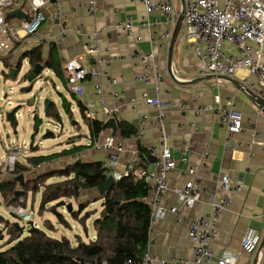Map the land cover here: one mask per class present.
Masks as SVG:
<instances>
[{"label":"crops","instance_id":"crops-1","mask_svg":"<svg viewBox=\"0 0 264 264\" xmlns=\"http://www.w3.org/2000/svg\"><path fill=\"white\" fill-rule=\"evenodd\" d=\"M59 1L63 17L60 22H47L40 28L38 36L47 42L38 45H41L43 57H52L53 61L60 63L62 70L64 63L75 56L82 57L83 63L91 64L89 56L85 54V46L91 42L90 38H93L102 54L112 60L106 70L117 80L116 85L111 86L104 78L87 79L82 98L74 97L75 101H80L84 106L88 103L94 104L90 113L85 114L88 118L104 122L106 117L103 107H116L119 109L116 124L122 121L134 128L135 134L130 138H120L119 134L114 137L124 146L116 171L122 172L127 163L140 165L145 162L133 154L138 144L147 150L151 147L160 148L156 117L160 112L164 115L163 127L168 136L166 145L171 149L175 169L167 175L169 190L160 198L158 206L166 209L177 208L181 222H177V217L170 213L161 219H153L150 224L147 254L163 260L164 264H183L184 260L192 259L193 246L188 238L191 221L209 214L213 203L225 197L220 190L219 179L226 176L232 187L241 185L242 188L221 213L217 235L210 244L213 259L209 264H216L217 258L225 254L237 256L236 264H260L264 261V246L251 255L245 254L241 249V239L247 228L255 229L261 239L264 236V115L258 114V110L247 98L228 82L219 80V84H222L219 87L218 80L194 85L183 84L202 77L198 73L197 59L192 47L185 44L184 38L174 48L172 73L175 80L171 79L167 74V52L160 51L157 41V36L166 29L165 20L152 13L149 22L152 23L156 19V27L139 25V21L145 17V8L139 1L95 0L93 9L88 8L89 0H83V6L78 4V0ZM172 6L180 14L183 0H172ZM27 8L25 3L20 12L26 11ZM52 9L46 7V12H51ZM13 14L9 16L10 23L18 27L24 19L13 17ZM128 19L133 21L130 35L119 29ZM62 28L66 29L64 36L61 35ZM150 37L154 38L152 44ZM36 45H20L15 50V60ZM149 51L159 54L152 62L156 70L163 75L158 85L136 80L145 69L134 62L132 57ZM52 74L57 77L53 72ZM233 80L246 85L247 80L253 82L254 85L248 88L258 92L259 86L253 78L248 77L244 69H238ZM63 82L65 86V81ZM95 84L102 87L100 97L103 104L97 102ZM143 92L152 98H158L161 106L155 108L141 102L139 96ZM112 93L117 97L112 98ZM216 96H219L222 102L231 98L236 110L242 115V132L237 135L232 149H226L224 146L225 128L220 124L216 113L212 110L199 111L202 106H215ZM133 101L136 102L135 105H132ZM181 105L185 106L183 111L180 110ZM72 122L73 126L77 124ZM83 123L85 124L84 119ZM85 126L87 132L80 131L78 136L83 140V144L76 145L74 139L68 143L71 148L80 146V152L69 157H60L49 163L48 167H52L57 161L64 163L61 166L64 167L72 161L101 164L107 160L108 154L93 150L89 144L112 136L111 128L107 127L98 137L92 139L86 124ZM187 146L190 151L182 152L181 148ZM64 158V162L60 161ZM145 165L149 170H157L152 162ZM188 169H192L198 177L196 186L200 191L199 201L193 208L182 207L171 192V189L193 180V177L187 174Z\"/></svg>","mask_w":264,"mask_h":264},{"label":"built area","instance_id":"built-area-1","mask_svg":"<svg viewBox=\"0 0 264 264\" xmlns=\"http://www.w3.org/2000/svg\"><path fill=\"white\" fill-rule=\"evenodd\" d=\"M127 2L139 1L145 8V17L139 21L143 27H156L158 21L154 19L149 22L152 13L164 18L166 29L157 36L160 51L167 52L172 31L178 19V12L172 6V0H122ZM28 5L26 19L20 21L18 27H14L8 16L20 11L24 4ZM78 4L83 6V0H78ZM95 0H89L88 8L93 9ZM46 7L53 8L51 12H46ZM63 17L61 2L59 0H0V60L12 55L20 45L42 44L47 40L38 36L40 28L47 22H60ZM133 28V21L128 19L119 26L127 35H130ZM183 38L185 44L192 47L197 59V70L200 76H223L233 79L238 69H244L249 78H253L259 86L257 96L264 100V0H183ZM66 34V29L62 28V36ZM90 38V43L85 46V54L89 56L91 64L83 63L80 56L69 58L63 66L65 76V86L69 93L78 99L84 94V83L91 78H104L108 84L114 86L117 80L111 77L106 67L112 61L105 57L100 48ZM154 38L150 37L151 44ZM36 45V46H37ZM39 46V45H38ZM159 57L152 51L145 54H135L132 60L142 66L145 72L136 79L140 82H153L158 85L163 75L156 70L152 62ZM218 87L222 86L219 84ZM245 87L253 86V82ZM94 90L98 96L97 102L103 104L100 97L102 87L100 84L94 85ZM157 90V87H156ZM116 98L115 94H111ZM215 106H202L199 111L212 110L219 117V122L225 128L223 138L226 149H232L237 135L242 132V115L236 110L231 98L221 101L219 96L215 98ZM139 100L145 105L159 108L161 103L158 98L150 97L146 92L139 96ZM136 102L133 101L132 105ZM171 105V103H170ZM85 114L88 115L94 108L93 103L85 106ZM104 109L106 120L118 117L119 109L116 107ZM185 109L184 105L180 110ZM258 114H261L258 111ZM163 113L156 117V123L160 133V148L151 147L147 150L145 162L137 165L127 163L122 172L116 171L120 156L124 151V146L115 140L113 136H107L103 140L90 142V147L95 151H103L108 154L107 160L101 163L102 168L110 170V176L115 181L123 177L132 176L143 180L150 188L148 199L151 207V221L161 219L167 213L177 217V222H181V216L177 208L159 207L160 198L169 190L167 175L175 169V162L171 149L166 145L168 136L163 127ZM145 118H143V121ZM186 153L190 151L189 146L181 148ZM133 154L140 157L138 150ZM20 155L19 149L9 151L8 162L10 170ZM152 162L156 171L146 168L145 163ZM39 168V167H38ZM187 174L193 180L184 183L181 187L171 189L182 207L193 208L199 201L200 191L196 186L198 177L192 169H188ZM220 190L225 197L213 203L211 212L201 217H196L191 221L188 231V238L193 246V258L184 260L183 264H209L213 259L210 244L217 235L218 223L221 213L227 209L241 191L242 186L230 185L229 178L223 176L219 179ZM9 213L22 220L31 222L30 214H27L21 206H10ZM261 242L260 234L253 228H247L242 239L241 249L245 254L255 253ZM237 256L225 254L216 260V264H236ZM128 264H140L132 262ZM141 264H164V261L156 257H151L147 252L143 255ZM260 264H264L262 261Z\"/></svg>","mask_w":264,"mask_h":264},{"label":"trees","instance_id":"trees-1","mask_svg":"<svg viewBox=\"0 0 264 264\" xmlns=\"http://www.w3.org/2000/svg\"><path fill=\"white\" fill-rule=\"evenodd\" d=\"M40 46L31 48L24 54L30 65L27 75L39 64L44 66V70H51L58 79L65 81L60 63L53 61L52 57L45 59ZM22 90L30 92L31 87L22 88ZM71 97L75 100L74 96L71 95ZM76 101L90 136L92 139L98 137L108 127L106 121L88 118L85 115L84 105ZM51 105L45 112L46 117L60 122L57 110H53ZM15 113L16 109L12 111L13 125L16 124ZM36 129H38L37 124L34 126V130ZM117 131L120 138H130L135 134L134 128L122 121L117 122ZM47 135L46 137H50L52 134L50 132ZM30 144V152H36L37 149L33 146L32 140ZM80 150L81 147L78 146L49 155L31 156L28 162L35 168L45 165L44 172L32 179L35 191L40 183L50 178L60 179L48 184L43 183L39 212L52 203H56L57 207H66L67 204L63 199L73 200L78 208L70 212L71 217L84 224L95 213L94 211L85 212L87 207L91 203L101 202V209L92 222L94 238L87 242L79 239L76 245H72L67 238L55 239L47 236L40 229L35 233L19 237V231L13 224H9L0 215V224L8 235V240L4 242L0 229V264H128L132 262L141 264L149 245L152 213V207L148 201L149 186L143 180L129 176L115 181L110 189L99 194L98 187L110 176V170L102 168L100 163L72 161L58 169L48 167L52 161L60 157L72 156ZM137 150L141 159L145 160L147 149L138 144ZM15 171L20 173L22 169L16 165ZM17 183L15 178L0 181V192L9 205L18 206V199L13 198ZM57 218L63 222L61 214H57Z\"/></svg>","mask_w":264,"mask_h":264},{"label":"rangeland","instance_id":"rangeland-1","mask_svg":"<svg viewBox=\"0 0 264 264\" xmlns=\"http://www.w3.org/2000/svg\"><path fill=\"white\" fill-rule=\"evenodd\" d=\"M183 34L184 31L181 28L176 45L183 38ZM16 56L17 54L14 52L9 57L0 60V181L22 176L23 185L20 186L18 182L15 187V192L21 193L16 197L13 196V198L18 199V206H21L27 214H30L33 227L55 239L66 237L72 245H76L79 239L87 242L94 238L92 222L101 209V202L91 203L87 207L85 212L94 211L95 213L84 224L73 219L71 214L67 212L66 207L55 206L56 203L45 206L39 212L43 183L48 184L60 179L58 177L50 178L40 183L37 191H35L32 179L44 172L45 165L35 168L28 162V158L31 156L47 155L70 149L71 145L68 142L73 139L76 145L83 144V140L79 139L78 136L80 131L82 133L87 132V129L83 123L77 102L71 98L64 82L55 77L50 70L45 69L39 77L30 83L26 75L30 70L27 58L22 59V66L16 79H11L10 67L16 62ZM28 87H31L30 92L22 90V88ZM47 101L51 102L50 105L52 104L53 110H57L60 122L46 117L45 103ZM14 109H16L15 125L8 121V114ZM72 121L77 124L73 126ZM35 124L38 128L36 130H34ZM50 132L52 135L46 137ZM32 136H34L33 139H31ZM31 140L33 146L37 149L34 153L30 152ZM13 149H19L20 155L16 157L12 170H10L8 154ZM60 161L64 162L65 158ZM16 165L20 166L22 172L15 171ZM62 165L64 163L61 164L57 161L52 164V167L50 166V169ZM63 201L66 204H71L72 210H77L78 205L75 201L67 199H63ZM10 206H14V204H7L6 198L0 192V215L9 224L18 223L20 228L24 227L25 231L28 230L30 228L28 221L22 220L21 217H17V219L10 217L8 211ZM57 214L62 215L63 222L58 220ZM0 229L2 231L1 238L5 242L8 240L7 231H3L2 224H0ZM23 235L25 236L26 233L24 232Z\"/></svg>","mask_w":264,"mask_h":264},{"label":"water","instance_id":"water-1","mask_svg":"<svg viewBox=\"0 0 264 264\" xmlns=\"http://www.w3.org/2000/svg\"><path fill=\"white\" fill-rule=\"evenodd\" d=\"M12 16L19 17V18H22V19H24L26 17L25 14H23L20 11L15 12ZM182 22H183V9H182L181 13L179 14V17H178V19L176 21L175 27H174V29L172 31L169 47H168V50H167V74L173 80H175L174 79V75L172 73L173 53H174V48H175L176 42H177L178 37H179V33L181 31V28H182ZM25 58L26 57H24V56L19 57L17 59L16 65L15 66L12 65V68L10 69V78L11 79H13V80L16 79V76L18 75V73H19V71L21 69V66H22V59H25ZM43 71H44V66L37 64L30 74H28V75L26 74L28 76V78H27L28 81L30 83L33 82L37 77H39L42 74ZM212 80L225 81V82H228L229 84H232L233 86H235V88L239 92H241L247 98V100L258 111L261 112V114L264 115V100L259 98L254 90H252L250 88H247V87L243 86L240 83H236L233 79H230V78H227V77H223V76H205V77H200L198 79H195V80H192V81H189V82H183V84L194 85V84H197V83L206 82V81H212ZM32 102H33V100H32ZM50 103H51L50 101H47L45 103V112L47 111ZM8 121H10L11 123L14 122V119H13V116H12V112L10 114H8ZM106 125L111 128V131H112L111 134H112L113 137L118 136L117 124H116V120L114 118H110V119L106 120ZM15 180L17 182H19L20 186L23 185L22 176L16 177ZM114 184H115L114 178L112 176H109L107 178V180L98 187V189H97L98 193L102 194L104 191L110 189L111 186H113ZM20 193L21 192L16 191L14 193V197L20 195ZM66 210H67L68 213H70L72 211L71 204H67ZM10 217L13 218V219H17V216H15L13 214H10ZM13 226H14V228L16 230L19 231V237L23 236L24 232L26 233V235H28V234L35 233V232L38 231V228L33 227V223L32 222H29L30 228L28 230H26V231H25L24 227L20 228L18 223H14ZM0 240H1V238H0ZM263 246H264V236H263V238H262V240H261V242L259 244L258 251L261 250L263 248Z\"/></svg>","mask_w":264,"mask_h":264},{"label":"bare ground","instance_id":"bare-ground-1","mask_svg":"<svg viewBox=\"0 0 264 264\" xmlns=\"http://www.w3.org/2000/svg\"><path fill=\"white\" fill-rule=\"evenodd\" d=\"M9 16H11V14L9 15ZM9 16H8V18H9ZM25 16H26V14H25ZM14 17V16H13ZM17 18H19V17H17ZM26 19V17L24 18V20Z\"/></svg>","mask_w":264,"mask_h":264},{"label":"flooded vegetation","instance_id":"flooded-vegetation-1","mask_svg":"<svg viewBox=\"0 0 264 264\" xmlns=\"http://www.w3.org/2000/svg\"><path fill=\"white\" fill-rule=\"evenodd\" d=\"M16 63H17V60H16V62L13 64V66H15L16 65ZM12 67H10V69H11Z\"/></svg>","mask_w":264,"mask_h":264}]
</instances>
